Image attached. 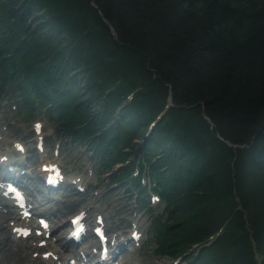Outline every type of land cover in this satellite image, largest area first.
<instances>
[{"label": "trees", "instance_id": "16d2710c", "mask_svg": "<svg viewBox=\"0 0 264 264\" xmlns=\"http://www.w3.org/2000/svg\"><path fill=\"white\" fill-rule=\"evenodd\" d=\"M4 94L151 213L147 166L155 256L264 264V0H0Z\"/></svg>", "mask_w": 264, "mask_h": 264}, {"label": "rangeland", "instance_id": "374dc122", "mask_svg": "<svg viewBox=\"0 0 264 264\" xmlns=\"http://www.w3.org/2000/svg\"><path fill=\"white\" fill-rule=\"evenodd\" d=\"M104 21L106 22V20ZM14 105L15 103L9 98V95H0V135L2 137V140L0 141V155L12 151V142L18 141L24 143L27 150V159L26 168H23L22 170L26 173H30L32 177L36 178L39 173V163L45 160L49 161L55 159L52 152L53 149H57L59 154L56 156V161L63 166L68 180L74 178L80 179H74L76 185L82 187L85 185V187H83L85 190L84 195H77L73 189L70 190V192L59 191L55 196L54 193L51 195L55 200L53 197L41 194L33 188V192L39 197L38 199L43 200L42 196H46V198L53 200V203L46 202L45 200L37 202L41 211L45 212L46 210L49 212L50 210V213L53 215L51 218L53 221V228L56 232L49 241V245L54 248V250L52 249L53 251L59 248V244L63 245L65 243L64 232L67 228L68 215L75 211L86 209L88 210V216H90L89 220L92 222L93 218L91 215L93 213H100L105 218V223L107 225H119L122 229L121 231H118L119 238H122L127 234L129 235V232L131 231L130 229L134 225L140 230L139 232L142 234L140 246L134 248L132 254H124L121 259V264H185L184 258L180 256L170 258L154 255L153 232L150 231L152 218L158 214L157 216L162 218V221L164 222H169L171 220L167 213L168 207H165L163 202H154L151 205L154 210L153 213H148L145 209L138 208L134 203L135 199L131 194L127 195L123 191L125 185L121 186L122 189H120V185L110 187L107 179L102 180L100 183L97 182L95 167H93L89 160L90 158L93 160L92 153L88 151L86 147H81L78 144L72 145L71 147L67 136L60 134L58 126L43 115H40L35 120L41 121L42 134L45 139L50 137L51 141L49 143L45 142L43 153H36V151H34V135L32 130V123L35 120L27 122L23 116L19 117L16 113L17 107L15 109ZM138 163L139 161H136L134 165H137ZM7 165L9 164H6V166ZM140 167L142 172V162H140ZM106 176L108 175L104 174L102 178H106ZM36 184L38 187L42 188L41 184L37 183V181ZM87 188L88 191L86 192ZM0 214L3 215L5 213L1 211ZM11 222L13 221L10 219H2L0 221V230L10 232L11 227H13L11 225L9 226V223ZM217 230L218 227H216L214 231L212 230L211 233L216 232ZM219 232H221V229ZM206 238L207 236L200 243L201 245H195L191 252L211 246L219 239V236L217 234L207 240ZM30 241L32 242V248L28 250V256L37 259L39 257V252L43 251L37 250V252H33L35 246L33 241ZM30 241H28V245H31ZM90 242L91 240H88L83 246L81 245L77 248L71 246L67 253L82 252L81 250L85 249ZM5 249H7V247H4L3 249L0 248V264H10V262L7 261L8 253Z\"/></svg>", "mask_w": 264, "mask_h": 264}, {"label": "bare ground", "instance_id": "6f19581e", "mask_svg": "<svg viewBox=\"0 0 264 264\" xmlns=\"http://www.w3.org/2000/svg\"><path fill=\"white\" fill-rule=\"evenodd\" d=\"M10 156H11V152H6L5 154L0 155V158L1 157L7 158L6 163L0 162L1 168H5L6 164L11 163V160L9 158ZM21 158H22V156H19L18 159L20 160ZM18 181H19V178H18ZM0 201H1V198H0ZM0 205H2L1 206L2 209L6 210L5 214H3V215L0 214V221L2 219H10L11 221H14V223H15L14 227L20 223L21 224L29 223V225L33 224V222H31V221H26V220L22 221L20 218V215H19V211L15 207L10 206V205H6V204H0ZM132 227H136V226L134 225ZM12 229L13 228H11V230ZM11 230H10V232H8L6 230H0V248L3 249L4 247H7V249H5V251L8 253L7 261L10 262V264H62V263L66 262L70 259H74V257L77 256V254H75L74 252L67 253V250H68L67 244H63V245L59 244V248L55 251H53L54 248L51 245H47V249L45 251L39 252L40 257H38L37 259H33L32 257L28 256V250H30L32 248V242L30 241L31 245H28V243H29L27 241L28 239H26V240L16 239V234H12ZM106 230L108 231V234L110 237V242L114 241V245H113L112 252H111V255L113 256V260H114V258L117 257L118 253H122L124 251V249H123L124 240L119 238L120 236H119V232H118V231H121L122 229L119 227V225L118 226L107 225ZM134 230H132V231H134ZM39 240H43V238H40ZM96 248H97L96 243L90 242V244L85 249H83L81 251L83 252V255L88 254L89 256H87V257H89L93 261H95L96 259H98L99 254L95 256L93 254L92 249H96ZM37 250H40V249H38V247L35 246L33 252H37ZM46 252H51L53 257L54 256L58 257L57 261H54L52 257H49V259H47V260L42 259L41 254L46 253ZM71 255H73V256H71Z\"/></svg>", "mask_w": 264, "mask_h": 264}]
</instances>
